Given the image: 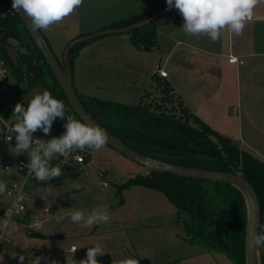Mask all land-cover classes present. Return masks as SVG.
Masks as SVG:
<instances>
[{"label":"trees","instance_id":"16d2710c","mask_svg":"<svg viewBox=\"0 0 264 264\" xmlns=\"http://www.w3.org/2000/svg\"><path fill=\"white\" fill-rule=\"evenodd\" d=\"M4 1L12 9L9 1ZM166 6V0H146L139 13L113 22L106 28L130 25ZM174 11L177 12L175 19H181L179 11L174 8L156 20L125 33H128L131 43L137 49L157 50L156 22ZM103 36L80 41L71 47L68 56L71 75L79 50ZM11 39L23 48L15 51L16 59L9 53ZM0 59L9 69L16 94L28 93L33 89H38V94H42L44 90H48L53 98L62 101L78 120L85 123L75 114L17 11L12 15L7 13L0 16ZM57 60L64 68L63 59ZM155 81L162 96L161 101L154 105L146 101L147 89L137 104H124L81 94L73 81L72 84L89 115L133 150L150 158L181 166L229 171L239 175L255 195L258 207V234L264 233V160L240 148L229 138L219 135L191 113L167 80L159 79L154 74L150 86ZM31 99L28 98L21 104L27 108ZM174 99L178 110L172 103ZM12 103L15 108L20 102L16 99V103L15 100ZM77 176L78 174H72L74 178ZM63 178L64 176H61L59 181ZM131 184H142L163 192L175 207V221L181 223L184 237L190 243L202 250L224 253L235 264H247L245 243L248 234V209L245 196L238 187L226 181L152 169H147L146 174H136L129 178L123 186ZM27 232L33 233L30 229H27ZM258 251L260 264H264V246L259 247ZM99 258L100 264H112L107 254ZM139 263L151 264L146 257L140 258Z\"/></svg>","mask_w":264,"mask_h":264},{"label":"rangeland","instance_id":"374dc122","mask_svg":"<svg viewBox=\"0 0 264 264\" xmlns=\"http://www.w3.org/2000/svg\"><path fill=\"white\" fill-rule=\"evenodd\" d=\"M103 3L109 6V17L132 5L136 7L145 4L146 0H103ZM161 19L163 17L156 24L162 22ZM116 21L108 22L104 29ZM121 36L129 35L121 33ZM17 49L23 50L12 41L9 53L14 59ZM57 49V59L61 61L63 54L58 46ZM81 79L91 92L90 95L102 96L107 91L108 86L104 87L107 79L115 77L106 74L104 67L99 65L87 69ZM35 91L39 93L38 89H33L28 93L16 94L11 78L5 92L0 91V111L9 116L14 111V99L22 103ZM161 96L162 92L155 81L148 88L146 101L154 105L161 101ZM172 103L177 104L175 99ZM175 108L178 110L177 105ZM68 116L77 119L69 111ZM0 145L4 146L0 150V182L7 185V192L12 183L20 179L15 172V165L23 153L16 152L13 143L0 140ZM93 161L94 166L87 171L84 169L75 178L67 176L57 184L34 185L29 188L28 199L23 202L27 211L10 220L9 229H4L0 237V264H20L19 255L25 256L23 264H32L35 257L40 256L50 257L57 264H67L68 257L78 262L86 259L88 247L97 243L103 247L111 261L127 258L139 261L146 257L151 264H235L224 253L196 249L199 248L197 245L185 239L181 223L175 221L176 209L163 192L142 184L123 186L126 180L136 174H146V167L132 161L109 144L93 152ZM6 165L10 168L6 169ZM102 179L108 182L104 190L99 185ZM76 183L81 188L72 190ZM46 189H51V192ZM6 192L0 195V207L1 201L11 203L13 199V196H6ZM105 206L110 217L107 223L81 228L71 222L70 214L74 210L84 211L87 215L97 207L103 212ZM44 207L48 209L47 214L41 213ZM35 216L42 222V230L32 225ZM27 229L33 233H28ZM71 245L78 249L76 253L69 250ZM15 254L18 255L13 259ZM97 260L101 261L99 256ZM41 264L46 262L42 260Z\"/></svg>","mask_w":264,"mask_h":264},{"label":"crops","instance_id":"0c3cea01","mask_svg":"<svg viewBox=\"0 0 264 264\" xmlns=\"http://www.w3.org/2000/svg\"><path fill=\"white\" fill-rule=\"evenodd\" d=\"M144 5H130L108 17L109 6L103 0H83V6L58 25L40 32L57 58V46L62 55L72 39L136 14ZM10 9L0 0V16ZM176 14L174 11L157 23V50H139L129 36L121 33L105 35L83 46L74 59L75 88L98 99L137 104L155 74L167 80L190 112L212 130L264 160V0H258L241 35L225 28L217 42L206 35L197 38L184 34L180 30L183 19H175ZM230 55L241 63L229 62ZM99 65L115 79H107V91L102 96H93L81 78L87 69ZM159 68L167 72V77L158 75ZM34 95L36 91L29 98Z\"/></svg>","mask_w":264,"mask_h":264},{"label":"clouds","instance_id":"9594fccd","mask_svg":"<svg viewBox=\"0 0 264 264\" xmlns=\"http://www.w3.org/2000/svg\"><path fill=\"white\" fill-rule=\"evenodd\" d=\"M167 9L171 11L173 7L177 9L183 19L180 30L188 35L199 38L206 35L212 42H217L223 35V30L227 28L235 35H241L246 26L247 20L252 16L253 8L258 0H166ZM83 6V0H13L12 10L30 21L33 31H48L50 27L58 25L65 17L70 16L75 9ZM12 116L16 123L8 131L7 142L11 143L12 134H15V151L27 153L29 162L26 167L29 174H34L37 181L47 182L62 175L59 166H50L49 161L55 156H62L65 161L70 157L80 161L82 158L72 155L85 149L90 152L101 150L108 142L107 132L99 126L82 123L80 120L67 116V123L64 125L66 132L62 137H52L51 139L35 138L33 134L42 130L45 136L51 134L53 122L59 117L64 119L65 105L62 101L53 98L51 92L44 90L42 94H36L30 100L27 108L23 104L15 105ZM7 185L0 182V195L6 192ZM49 193L51 189H46ZM100 211L97 207L90 214L84 211L74 210L70 214L71 222L81 228H90L95 224L107 223L110 219L107 212ZM59 219V217H57ZM35 227L42 230L43 224L35 218ZM11 224L9 214L6 213L2 225L4 229H9ZM251 246L259 248L264 246V233L254 234L251 238ZM78 249L75 245L72 252ZM18 254L12 258L15 259ZM97 256H105L103 247L95 244L88 247L86 259L76 261L74 258L67 259V264H100ZM44 260L46 264H57L50 257H35L32 264H41ZM24 255H19V262L23 264ZM112 264H139L133 258L112 261Z\"/></svg>","mask_w":264,"mask_h":264},{"label":"water","instance_id":"95a60500","mask_svg":"<svg viewBox=\"0 0 264 264\" xmlns=\"http://www.w3.org/2000/svg\"><path fill=\"white\" fill-rule=\"evenodd\" d=\"M12 6L13 0H8ZM174 9V7H173ZM172 9V10H173ZM170 12L167 9V6L163 9L159 10L158 12L152 14L151 16L144 18L140 21L132 23L127 26L123 27H115V28H106V29H99L97 31L91 32L89 34H85L79 37L72 39L68 42L64 48L63 52V61H64V68L59 64L57 58L55 57L52 49L50 48L48 42L42 35L40 31H33L30 26V21L27 18L23 17L21 13H19L22 20L25 22L26 27L28 28L29 32L31 33L34 42L36 43L37 47L41 51L42 55L44 56L45 60L48 62L50 68L52 69L57 81L61 85L66 98L68 99L71 107L73 108L75 114L81 118L84 122H87L92 125L99 126L100 128L104 129L108 136L109 140L107 144L115 148L117 151L125 155L126 157L130 158L132 161L137 162L138 164L146 167L147 169L183 175V176H190L195 178H202V179H209V180H220L226 181L234 186L238 187L244 194L247 209H248V234L245 243V252H246V262L247 264H260L259 261V251L258 248H253L251 246V238L254 234H258V207L257 202L255 199V195L250 188V186L237 174L229 171H221V170H209L203 168H196V167H189V166H181L178 164L160 161L154 158H150L145 156L116 138L112 135L108 130L102 127L97 121H95L89 113L85 110L84 106L82 105L81 101L79 100L76 92L73 89L72 84V75H71V68L68 60L69 52L71 47L83 40H89L92 38H96L98 36L103 35H110V34H117V33H125L131 29L143 26L151 21L156 20L157 18L167 14ZM16 103V100H15ZM81 188L79 183H76L72 190H78Z\"/></svg>","mask_w":264,"mask_h":264},{"label":"built area","instance_id":"2783aa9c","mask_svg":"<svg viewBox=\"0 0 264 264\" xmlns=\"http://www.w3.org/2000/svg\"><path fill=\"white\" fill-rule=\"evenodd\" d=\"M14 10L10 9L8 10V14H13ZM228 61L232 63H241V61L236 57L230 55L228 57ZM157 73L161 77H167V72L163 70L162 68H159L157 70ZM0 91L2 93L5 92L8 81L11 80V75L9 72V69L5 62L0 59ZM68 111L70 112L69 108L65 105V115L66 117L62 120L59 117L53 122L52 128H51V134L48 136H45V134L42 132V130H38L33 134L34 139L40 138V139H51L52 137H62L63 134L66 132V128L64 125L67 123V116ZM13 111L9 116H5L4 113L0 111V133L2 134V137H0V140H2L4 143L7 142V136L11 134L10 130L14 124L16 123L15 117L12 116ZM9 143V142H7ZM11 143L16 144L15 141V134H12V140ZM3 145H0V150H3ZM72 155H77L82 158V160L77 161L72 159L71 157L65 161L62 156H55L51 161H49L50 166H59L62 171V175L72 176V174H78L84 171V169L90 168L91 166H94L93 161V152H90L89 150L85 149L84 151L77 153H73ZM29 162V158L27 156V153H23L21 155L15 165V172L20 177L19 181H15L11 185V189L6 192V196H13V199L11 203H8L7 201H1L2 206L0 207V225H2L3 219L5 218L6 213L9 214L10 220L14 219L16 215L23 214L27 211L26 205L23 203L25 200L28 199V190L31 189L34 185H49L54 184V182H57L60 180V177L54 178L47 182H40L37 181L34 177V174H29V171L26 167V164ZM6 169H9L10 167L8 165L5 166ZM99 185L101 189H105L108 187V182L105 179H102L99 181ZM30 188V189H29ZM36 207V206H35ZM48 209L46 207L41 209V213L47 214ZM37 218V216H35ZM36 222V221H35ZM35 222L33 225H35ZM4 231L3 227H0V237ZM73 246H70V249L72 250Z\"/></svg>","mask_w":264,"mask_h":264}]
</instances>
